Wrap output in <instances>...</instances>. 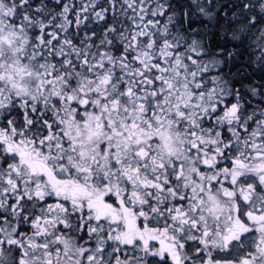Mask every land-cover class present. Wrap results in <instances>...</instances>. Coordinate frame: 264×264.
I'll return each instance as SVG.
<instances>
[{"label": "snow or ice", "instance_id": "1", "mask_svg": "<svg viewBox=\"0 0 264 264\" xmlns=\"http://www.w3.org/2000/svg\"><path fill=\"white\" fill-rule=\"evenodd\" d=\"M0 264H264V0H0Z\"/></svg>", "mask_w": 264, "mask_h": 264}]
</instances>
